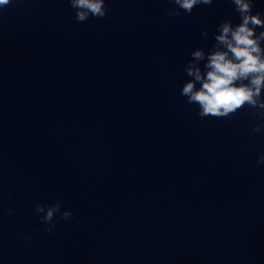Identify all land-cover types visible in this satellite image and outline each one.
<instances>
[{
	"label": "clouds",
	"instance_id": "obj_1",
	"mask_svg": "<svg viewBox=\"0 0 264 264\" xmlns=\"http://www.w3.org/2000/svg\"><path fill=\"white\" fill-rule=\"evenodd\" d=\"M13 0H0V13ZM75 10L77 22L90 18L104 19L108 9L105 0H68ZM174 7L166 9L165 16H180L181 10L190 15L199 5H211L213 0H169ZM233 11L239 14L240 23L233 24L226 19L218 24L213 34L215 43L210 49L196 48L185 66V72L192 79L181 89L186 103L198 105L200 117L227 118L247 106L255 110L261 121L252 129L253 134L264 130V14H253L254 0H231ZM207 36V31L201 33ZM203 62V68H201ZM199 85V87H197ZM257 165H264V153H259ZM35 211L46 225L44 231L51 233L56 228L57 214L64 220L73 217L71 210H63L57 201L44 204L34 203ZM11 213V209H9ZM27 241L28 235L24 236Z\"/></svg>",
	"mask_w": 264,
	"mask_h": 264
}]
</instances>
